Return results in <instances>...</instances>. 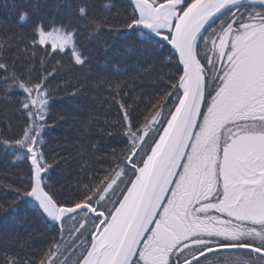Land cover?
I'll return each instance as SVG.
<instances>
[{"label": "snow or ice", "instance_id": "obj_1", "mask_svg": "<svg viewBox=\"0 0 264 264\" xmlns=\"http://www.w3.org/2000/svg\"><path fill=\"white\" fill-rule=\"evenodd\" d=\"M45 7L0 21V264H264V0ZM61 94L115 123L51 147Z\"/></svg>", "mask_w": 264, "mask_h": 264}, {"label": "trees", "instance_id": "obj_2", "mask_svg": "<svg viewBox=\"0 0 264 264\" xmlns=\"http://www.w3.org/2000/svg\"><path fill=\"white\" fill-rule=\"evenodd\" d=\"M39 3L40 14H45L48 8L45 5H51L55 3V0H0V21L6 22L13 31H27L28 26L25 25L23 29L19 28L15 24L16 12L13 10V5L16 9L26 8L34 10V6ZM95 51V49H93ZM104 61L101 59L94 63L91 69H85L83 72L69 73L68 79L73 80V83L78 81H84L86 84L94 87L95 78L97 75L104 74ZM74 77L76 79H74ZM87 77H92L88 80ZM91 95V93H89ZM83 103V101H81ZM79 109V111L77 110ZM63 113L66 122L60 123L59 127H56L46 139L49 140L51 147L57 148L62 142L67 139H71L79 136L82 132L86 134L88 138L97 135V129L103 128L105 122L115 123L116 112L115 110L108 111L107 105L95 103L91 115L83 110L80 105L74 101H70L61 94L54 102L52 114L59 119V114ZM16 123L15 120L12 121ZM87 126V127H85ZM110 139V146L119 148V137ZM26 170L23 162L13 163V157L11 154L4 151H0V183H10L17 179V174Z\"/></svg>", "mask_w": 264, "mask_h": 264}]
</instances>
